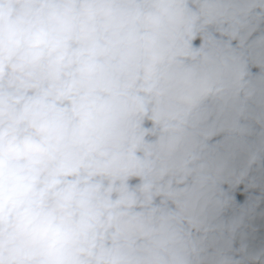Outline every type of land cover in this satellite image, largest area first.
Segmentation results:
<instances>
[{
    "label": "clouds",
    "instance_id": "clouds-1",
    "mask_svg": "<svg viewBox=\"0 0 264 264\" xmlns=\"http://www.w3.org/2000/svg\"><path fill=\"white\" fill-rule=\"evenodd\" d=\"M0 264H264V0H0Z\"/></svg>",
    "mask_w": 264,
    "mask_h": 264
}]
</instances>
